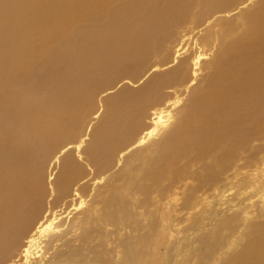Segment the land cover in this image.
I'll return each mask as SVG.
<instances>
[{
  "label": "rangeland",
  "instance_id": "374dc122",
  "mask_svg": "<svg viewBox=\"0 0 264 264\" xmlns=\"http://www.w3.org/2000/svg\"><path fill=\"white\" fill-rule=\"evenodd\" d=\"M107 1L35 0L33 11L18 0L21 12L12 11L16 17L10 13L1 24L0 40L10 27L32 35L21 41L15 36L19 43L12 55H5L1 46L0 65L9 72L0 88L2 143L8 147L6 156L12 154L13 143L24 146L30 139L37 141H32L37 149L19 180L8 173L0 179L5 191L1 216L6 204H16L10 217H18L16 231L7 227L8 234L0 237V256L9 253L13 234L12 239L24 236L53 208L67 215L62 240L69 245L57 262L243 263L249 250L239 253L264 231V97L261 126L241 107L243 130L206 129L204 150L179 151V146L185 137L194 138V126L209 121V114H203L209 101L202 98L222 77L219 60L252 27L248 18L264 0L245 8H240L245 0ZM29 11L35 20L23 24L18 17ZM56 40L66 48L55 50ZM238 86L231 82L222 87L216 99L224 101L227 90L237 91ZM168 101L175 104L167 106ZM160 107L168 112L159 133L135 146L150 114ZM171 134L175 140L167 148L166 162L151 169L161 142ZM81 140L85 151L71 149L67 155ZM76 184L87 201L82 214L70 213L79 201L72 200Z\"/></svg>",
  "mask_w": 264,
  "mask_h": 264
},
{
  "label": "bare ground",
  "instance_id": "6f19581e",
  "mask_svg": "<svg viewBox=\"0 0 264 264\" xmlns=\"http://www.w3.org/2000/svg\"><path fill=\"white\" fill-rule=\"evenodd\" d=\"M20 1H23V0H20ZM25 1L28 2L29 5H31V9L33 10L32 6H33L35 0H25ZM103 1H105V0H98V2H103ZM111 1H113V0L107 1L106 3L111 2ZM149 1H147V2H149ZM1 2L3 4V7L1 6ZM140 2L142 3L141 5H144V2H146V1L140 0ZM140 2H137V4H139ZM253 2H255V0H245L244 2L241 3V7L240 8H245V7L249 6L250 3H253ZM17 3H18V0H0V27H1V24H3V25L6 24V21H7L8 17H11L10 13H12V15L16 17V12H12V11L17 10V8H18L19 11L21 12V9H23V8H20V5L17 4ZM260 4L261 3H259V7L257 9L253 8V9H255V11L253 10V13L251 12V15L248 18L249 19L248 24H251L249 26H252V27L251 28H247L246 30H244L243 33H241L242 34L241 38L239 36H237V37H239V39L237 41L236 40L233 41V44H232L231 47H229V45H228V47H229L228 50L225 48L227 50V52H226L227 54H225V56L222 58V60L220 58L219 63H218L220 65H222V64L224 65V67H223V69L221 71V73H223L222 77H221L220 81H217L215 84H213L212 86L210 85V87L207 88L208 90L205 93V96L202 98V99L205 98L206 100L208 99V101H209L208 104L205 106L206 110L203 113L204 115L209 114V121H207L206 124H204V125L194 126L193 127V136H194V138L190 139V138L185 137L184 140L180 142L179 151H184L185 148H195V147L202 146L205 143V141H206L205 138H204V135H203V133H204V131L206 129H208L212 133L215 132L216 129H219L218 131H220V129L222 130L223 128H225V129L227 128L229 130H232L235 133L238 130H243L244 124L241 121V116H242V114L240 112V108L241 107H243L245 111L253 113V115L251 117V121L254 124H256L257 127H258V125L261 124L259 122V118H260V115H261L259 106H260L261 99L264 97V3L261 6H260ZM74 5L75 4H73L70 7L71 10L73 8H76V5L75 6ZM146 5H147V3H146ZM93 9H94V7H93ZM33 11H35V9ZM226 11H228V10H226ZM45 12H46V10H45ZM72 12H75V11L72 10ZM72 12L69 15L73 16ZM29 13H30V11H29ZM38 13L40 15H42L43 12H40L38 10ZM57 13H59V12H57ZM30 15H31V13L30 14L26 13L25 16L20 14V17H18V18H19L20 21H23V24H27V21L31 20L32 18L34 19V17L33 16L31 17ZM148 16H149V14H148ZM5 17H7V18L4 20ZM67 17H69V16H67ZM13 19H15V18H13ZM50 20H51V18H50ZM31 23L33 24L34 21L32 20ZM110 24H113V23L110 22ZM116 24H119V23L116 22ZM135 24H137V23L135 22ZM150 25H151V23H150ZM144 26L145 25L143 24V27ZM151 28H153V26ZM18 29H20V28H18ZM1 31H2V29H1ZM78 31H79V28H78ZM33 33L36 34L37 32L35 33V31H34ZM81 33H83V32H81ZM34 34H33V36H39V34L38 35L37 34L34 35ZM98 34H99V32H98ZM15 36L17 38H19L20 41H21V39H24L25 37L27 38V40H29V37H32L31 32L28 31V30L27 31H25V30L23 31L22 29H20L19 32L17 33V32H15L13 30L12 27H10V29L8 31H6L4 33V35L2 34V37H1L2 39L0 40V52H1V46H3V45H4V49H5V55H7V54L12 55L13 54L12 51L18 49V46L16 47L15 43L16 42L19 43V42L15 38ZM112 36H115V35H112ZM99 37H101V36H99ZM48 38H49V36H48ZM135 40H137V39H135ZM64 41L65 40H63V42ZM132 41H133V39H132ZM140 42H142V41H140ZM184 42H185V39L183 40V44H184ZM137 45H138V43H137ZM65 46H67V44H64V43L59 42V41L56 40V43H55L54 47L56 48L55 50L61 51L62 49L66 48ZM69 46H70V44H69ZM184 46L185 45H183L182 48H184ZM21 47H22V44H21ZM224 52H225V50H224ZM63 53H65V52H63ZM36 56H38V55H36ZM115 58H117V57H115ZM29 59H30V57H29ZM29 61H31V60H29ZM0 63H2V57L1 56H0ZM9 63H10V61H9ZM13 63H14V61H13ZM1 66L2 65H0V67ZM96 66H98V65H96ZM155 70H157V68ZM218 71H220L219 68H218L217 72ZM5 72H8V70L5 69V66L1 67L0 68V88L2 87L1 86V80H2L3 74ZM24 73H25V71H24ZM75 77L76 76H74V78ZM143 81H144V79H143ZM231 82L232 83H234V82L235 83H239V84H241V87L238 86V90L237 91H236V89H234L233 91L232 90H227V97L225 98L224 101L219 102L216 99V95L218 93L221 94L222 87L230 84ZM71 83L76 88H78L80 86L79 84L76 85L74 82H71ZM82 85H85V82H82ZM234 91H236V92H234ZM168 102L169 103L167 104V106H173L175 104V102H173V103H171V101H168ZM50 108H52V107H50ZM50 111H52V110H50ZM255 111H256V114L254 113ZM167 112H168L167 111V107L155 108L152 111V113L150 114L151 115V120H150L149 124L147 125V127L142 132L140 138L135 143V146H139V145L145 144L151 138H153L155 135H157L159 133L160 125L162 123L166 122L165 121L166 120L165 119V115L167 114ZM4 119H3L2 107L0 106V123H2V120H4ZM250 124L251 123H249V126H250ZM225 129H223V130L226 131ZM205 135L207 136V134H205ZM25 138H27V137H25ZM166 138H167V140L161 142V149L159 150L158 154L151 161V169L154 168V167L159 168L160 165H162V164H164V162H166V151H167V148L175 140V136H174V134H171V135H169ZM16 139H17V141L20 144H22V140L20 138H18L16 136ZM32 141H33V143H37V141L35 142L34 139H30V140L26 141V144L23 143L24 146L25 145L27 146L26 148L24 146H19L18 143L17 144L13 143V145H12L13 146L12 147V154L6 156V154H7L6 150H8V147L3 145V143H2L3 142L2 141V135L0 133V179L2 178L1 180H4L3 179V175H5L7 173L11 174V175H14L15 178H17L18 180L20 179V177H19L20 171L23 169L24 164L27 161V159H30L31 151H36V149H37L36 145H34L32 143ZM84 141L85 140H81L78 144L75 145L76 147L70 148L69 151L67 152V155L70 156V154H72L71 149H73V151H78V153H79L81 151V149H83L82 147H83ZM227 147L228 146H226V148ZM204 148L202 146V150H204ZM223 148H225V146ZM130 150H131V147H130ZM126 151L129 152V149L126 150ZM213 155H211V156H213ZM123 156L124 155H122V157ZM19 158H21L22 160L19 159ZM211 158H213V157H211ZM215 160H218V159H215ZM230 161H231V159H230ZM77 162H79V161H77ZM236 162L238 163L239 161H235L234 163H236ZM87 164H88V162H87ZM244 164H246V162H244L243 165ZM70 167H72V166H70ZM220 168H218V169H220ZM263 169H264V167H263ZM219 173H220V171H219ZM261 177L264 180V172L261 174ZM101 178H102V176H101ZM211 181H213V179ZM207 183H209V182H207ZM70 184H65V186L67 188H70L71 187ZM94 185H96V184H94ZM203 185H205V184H203ZM97 186H99V185L97 184ZM1 189H2V192L0 191V195H1V193L5 192L2 187H1ZM69 191H68V193H69ZM205 191H206V189H205ZM201 192H202V190H201ZM206 193H208V192L206 191ZM0 199H1V197H0ZM13 199L14 198L12 196V199H9V200H13ZM20 200H22V199H20ZM72 200H75L74 202H76V200H79V201L77 202L78 204L74 205V208H72L70 213H72L73 210H75L76 212L79 211V213H81V214L86 211L84 209V207H86V204H87L86 202L87 201L82 196V191H81L80 184L75 186ZM261 200L264 201V194H263ZM13 202H15V201H13ZM19 203H21V202H19ZM15 205L16 204H13V205L9 204L7 206V204H6V208L7 209L4 207V209L2 211V215H3V213L5 215L1 216V213H0V231H2L0 237H2V239H3V233H4V237L8 234L7 233V227H9L10 231H12V228H13V231H14L15 227H17V223L15 222V219H17L18 217L17 216H15V217L13 216L14 218L10 217V216H12L11 213L13 212V210L16 209ZM51 209H52V211L50 210L41 219H39L34 227L31 226L29 228V230L25 233L24 236H21L19 239L17 238L18 235H17V237H15V239H12L13 235H15V234H13L11 236L10 244H9L8 249H7V250H9V253H4L3 256H0V264H68V263H66L64 261H60V262L56 261L58 255L63 250L64 246L67 244L65 239L62 240V237L66 234V232H65L66 230L62 229V225H63L67 215L60 213V211L57 212L53 208H51ZM7 210H8V212H7ZM258 235L260 236V239L258 241L249 242L245 246V248L242 250V253L241 252L239 253V254H244L247 250H249L248 253H247L248 257L241 264H264V250L262 249V247L264 246V231L258 232ZM67 240H68V238H67ZM67 245H69V243ZM231 257L233 258V260L236 259V256H234V255L230 256L229 258H231Z\"/></svg>",
  "mask_w": 264,
  "mask_h": 264
}]
</instances>
